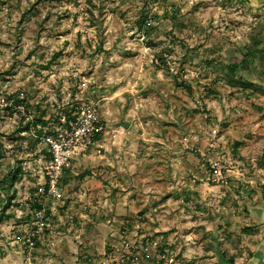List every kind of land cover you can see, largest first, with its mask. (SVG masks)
Masks as SVG:
<instances>
[{"label": "rangeland", "instance_id": "obj_1", "mask_svg": "<svg viewBox=\"0 0 264 264\" xmlns=\"http://www.w3.org/2000/svg\"><path fill=\"white\" fill-rule=\"evenodd\" d=\"M86 105L104 128L50 220L73 264H264V0H0V204L21 199L0 264L35 260L14 234L44 169L25 122Z\"/></svg>", "mask_w": 264, "mask_h": 264}, {"label": "built area", "instance_id": "obj_2", "mask_svg": "<svg viewBox=\"0 0 264 264\" xmlns=\"http://www.w3.org/2000/svg\"><path fill=\"white\" fill-rule=\"evenodd\" d=\"M24 107L18 106V110L23 112ZM29 120V119H28ZM42 134L35 132L39 150L42 156L38 159L42 162L43 173L40 174V180L37 183L34 193L35 198L42 203V208L32 210L28 208L29 213L33 216L35 226L26 227V234L23 237V247L26 252H31L35 247V236L40 234L45 228V214L48 208L52 211L57 209L59 202L63 201L64 193L61 186V178L65 168L70 164L72 159L79 152L86 150L95 141L94 137L103 130L104 126L101 119L93 106L86 105L77 113L74 120L67 122L64 116L58 126H40ZM21 133L26 134L24 130ZM26 146V145H25ZM24 144L21 147L25 148ZM44 150V152H43Z\"/></svg>", "mask_w": 264, "mask_h": 264}, {"label": "crops", "instance_id": "obj_3", "mask_svg": "<svg viewBox=\"0 0 264 264\" xmlns=\"http://www.w3.org/2000/svg\"><path fill=\"white\" fill-rule=\"evenodd\" d=\"M77 158L78 156H76L75 159ZM30 197L35 198V195ZM11 202L12 204H21V199L14 197L12 198ZM48 206L49 203L47 202V211L45 214V228L40 234L36 235L34 238L35 242L37 243H35L33 251V257L35 260H33L32 264H73L74 258L72 253L74 250V245L68 242V238H66V235L62 234L64 232L60 231V229L58 230L54 228V226L56 225L52 226L50 224V220L56 221L59 219H66L67 221H70V219L72 218L70 209L73 207V205L69 204L68 201L63 199V201L59 202L55 211L50 210ZM261 210L262 209L259 206H255V208H253L250 212L252 213V216L256 213L257 218H259L261 217ZM29 216L30 222L27 221V223L23 224L22 227H18L16 230H14V234H16V232H18L19 230L20 232L17 234H20L23 238L26 234V227L35 226V224L33 223V216L30 213ZM21 231L24 232L21 233ZM19 247L21 248L20 245Z\"/></svg>", "mask_w": 264, "mask_h": 264}, {"label": "trees", "instance_id": "obj_4", "mask_svg": "<svg viewBox=\"0 0 264 264\" xmlns=\"http://www.w3.org/2000/svg\"><path fill=\"white\" fill-rule=\"evenodd\" d=\"M149 20H150L149 8L146 5L145 7H143V11L141 12V14L139 16V19L137 20V26H138L139 31L144 30L145 27H147L149 25ZM232 66L235 69L237 67H239V65H236V64L232 65ZM15 103L17 104L18 100H16ZM43 116L44 115H42L41 117H38L36 119L33 118V119H30V120H27V122H25V124H24L22 129L23 130H30L32 127H34L36 133L42 134L43 130L41 128H37V126L38 125L47 126L48 121L45 120ZM65 117H66L67 122H69V121H71L72 119L75 118V117H71V113L70 112H68V113L66 112ZM95 139H97L96 136H95ZM13 170L14 169L11 168L10 171H9V174H7V175L5 174L4 175V176H10L11 184H13V182L19 176V174L21 172V167L19 166L14 171ZM3 193L0 192L1 195ZM15 193H16V190L14 189V191L11 194H9V195L8 194H4L5 201L0 204V222H2L4 219L9 218L10 216L15 214V212L14 213H8V214L6 213V211L9 209V207H11L13 205L11 201H12V198L15 197V195H16ZM39 208H42V203L41 202H38L37 200H32L30 202V209L36 210V209H39ZM252 229H253L252 226H244L242 228V231L248 232V231H251ZM220 258H221L222 261L227 260V257H226V255L223 252L221 253ZM230 264H232V262Z\"/></svg>", "mask_w": 264, "mask_h": 264}, {"label": "water", "instance_id": "obj_5", "mask_svg": "<svg viewBox=\"0 0 264 264\" xmlns=\"http://www.w3.org/2000/svg\"><path fill=\"white\" fill-rule=\"evenodd\" d=\"M118 125L127 127L128 126V122H126V121H120L118 123ZM263 257H264V245H263Z\"/></svg>", "mask_w": 264, "mask_h": 264}]
</instances>
